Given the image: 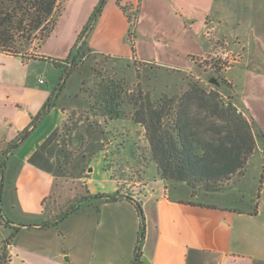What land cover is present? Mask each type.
<instances>
[{"label":"crops","instance_id":"1","mask_svg":"<svg viewBox=\"0 0 264 264\" xmlns=\"http://www.w3.org/2000/svg\"><path fill=\"white\" fill-rule=\"evenodd\" d=\"M99 1L68 0L51 35L24 57L0 52V172L4 156L7 171L0 182L2 195L8 194L0 243L17 226H30L19 228L8 246L10 264H132L140 228L132 200L144 219L140 264H264L260 201L256 215L213 201L191 202L183 184H167L158 175L145 179L142 169L120 180L108 163V174L97 183L87 172L75 211L56 225L38 227L69 208L54 203V134L69 114L60 96L54 99L63 67L51 61L63 62L77 50ZM126 5L138 11L133 43L126 37L127 13L107 0L85 39L87 52L189 71L192 57H204L224 41L226 55L241 57L225 79L243 115L264 134V0H124L120 6ZM25 130L27 137L16 145ZM262 148L257 142L264 157ZM108 196L115 199L100 198Z\"/></svg>","mask_w":264,"mask_h":264},{"label":"trees","instance_id":"2","mask_svg":"<svg viewBox=\"0 0 264 264\" xmlns=\"http://www.w3.org/2000/svg\"><path fill=\"white\" fill-rule=\"evenodd\" d=\"M67 1L0 0V52L24 57L33 44L34 48L40 47L53 32ZM106 1L100 0L94 8L77 39V50L63 62L51 61L56 67H63L61 78L70 63L69 75L76 71L84 54L89 53L85 49V39L97 23ZM116 3L123 13H127L129 29L126 37L133 43L138 11L132 6H120V0ZM96 88L93 94L90 93V109L108 121L122 117L125 109H129L131 121L143 129L157 175L167 184L187 186L192 197L201 192L218 193L233 177L243 176L248 161L257 149V142L262 144L264 153V134L252 119L236 112L234 103L223 99L221 88L215 84L205 88L199 82L189 81L181 94H162L155 101L150 93L141 89L140 83L129 89L126 83L109 81L99 83ZM59 96L60 93L55 99ZM28 133L29 130H25L16 145ZM58 133L54 134V138ZM132 203L140 220L132 264H140L144 219L141 205L133 200ZM72 207L56 217L54 225L75 211ZM256 213L253 209L249 214ZM5 227H8L7 224ZM17 232L18 229H14L0 243V264H10L7 248Z\"/></svg>","mask_w":264,"mask_h":264},{"label":"rangeland","instance_id":"3","mask_svg":"<svg viewBox=\"0 0 264 264\" xmlns=\"http://www.w3.org/2000/svg\"><path fill=\"white\" fill-rule=\"evenodd\" d=\"M112 1L119 7L116 0ZM123 3L124 0H120V5ZM225 49L224 41H216L207 55L190 59L192 69L189 71L166 69L153 63L116 59L95 53L84 54L76 71L68 74L63 89L59 92L58 103L69 115L59 128L55 138L57 151L51 160V163L54 161V174L59 178L58 194L54 197V203L63 206L64 211L80 201L81 195L85 194L83 181L87 178L88 170L91 169L89 175L97 183L105 176L107 163L111 165L112 174L120 180L130 179L132 173L138 175L141 169V176L145 179L153 180L157 176L143 129L131 121L129 109L126 108L125 114L117 118L118 120L111 121L90 109V93L96 91L99 83H126L129 89H134L140 83L141 89L150 93L151 99L155 101L162 94H181L189 81L199 82L207 88L209 80L214 79L221 88L223 99L230 100L241 111L233 87L225 79L227 71L239 65L241 57L240 54L226 55ZM47 68L43 69L49 77ZM37 155L39 153L35 156ZM3 158L0 180L5 176L7 178L6 156ZM243 174L233 177L220 192L214 193L221 197L213 198L216 195L210 196L202 192L192 197L189 190L184 198L191 202L213 201L227 204L239 211L257 210L260 201L261 209L264 210V157L258 149L251 156ZM5 198H8V194L4 193L3 196L1 192L0 220L6 208ZM51 216L53 218L55 214Z\"/></svg>","mask_w":264,"mask_h":264},{"label":"water","instance_id":"4","mask_svg":"<svg viewBox=\"0 0 264 264\" xmlns=\"http://www.w3.org/2000/svg\"><path fill=\"white\" fill-rule=\"evenodd\" d=\"M71 65H72L71 63L68 65V68H67L66 72L64 73V75H63V77H62V79H61V81H60V84H59V86H58V88H57L56 94L54 95V99L57 97L58 93L62 90L63 85L65 84V81H66V79H67V76H68V74H69V72H70ZM209 84H215L216 86L219 87L218 82H217L216 80H214V79H210V80H209ZM41 115H42V114H41ZM39 119H40V118H39ZM39 119L36 120V123L39 121ZM88 172H91V169H89ZM100 198H101V199H105V200H114V199H115V197H111V196H108V197H100ZM56 222H57V221H53V222H51L49 225H52V224H54V223H56ZM49 225H48V226H49ZM28 227L30 228V226H17L16 228L19 229V228H28ZM38 227H43V225L38 226Z\"/></svg>","mask_w":264,"mask_h":264},{"label":"built area","instance_id":"5","mask_svg":"<svg viewBox=\"0 0 264 264\" xmlns=\"http://www.w3.org/2000/svg\"><path fill=\"white\" fill-rule=\"evenodd\" d=\"M38 82H39L40 84H42V83H43V80H39ZM236 112H237L238 114L242 113L238 108H237ZM242 114H243V113H242Z\"/></svg>","mask_w":264,"mask_h":264}]
</instances>
